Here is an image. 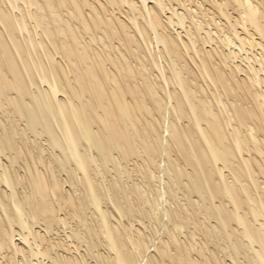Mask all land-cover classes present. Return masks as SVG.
Wrapping results in <instances>:
<instances>
[{
    "label": "bare ground",
    "instance_id": "1",
    "mask_svg": "<svg viewBox=\"0 0 264 264\" xmlns=\"http://www.w3.org/2000/svg\"><path fill=\"white\" fill-rule=\"evenodd\" d=\"M0 110L25 123L18 129L0 122V160L17 165L24 151L17 139L26 141L29 132L31 143L43 137L48 147L37 155L28 149L32 164L25 163L23 179L8 165L0 170V185L10 190L0 189V264H89L90 254L95 264H226L216 248L205 249L202 262L193 259L192 251L204 248L174 231L155 254L141 258L150 245L146 223H121L133 215L119 195L131 192L141 201L147 191L139 183L127 191L116 180L102 193L105 182L95 176L127 169L141 156L153 166L161 149L168 160L156 168L169 174L170 184L158 190L183 191L188 206L181 202L179 210L187 222L194 223L199 212L190 209L199 207L216 220L214 226L205 219L209 226L200 233L227 242L221 249L230 264H241L240 257L264 264V0H0ZM59 169L77 184L65 172L71 185L65 189ZM18 186L30 191L20 196ZM104 200L118 216L102 208ZM146 202L153 209L158 203ZM86 207L98 215L105 253H90L98 245L94 226L93 243L79 230L66 237L76 251L79 242L86 245L87 255L47 236L64 227L66 215L86 232ZM185 220H173L174 229Z\"/></svg>",
    "mask_w": 264,
    "mask_h": 264
},
{
    "label": "rangeland",
    "instance_id": "2",
    "mask_svg": "<svg viewBox=\"0 0 264 264\" xmlns=\"http://www.w3.org/2000/svg\"><path fill=\"white\" fill-rule=\"evenodd\" d=\"M20 1H18V3H19ZM21 4V3H20ZM243 54V52H241V55ZM251 54V52H249V55ZM244 55V54H243ZM235 61H240V59H235ZM6 112H4V111H2V110H0V122H3L7 127L10 125V124H13L14 126H16L17 128H18V126H19V128L20 129H22V128H24V124L25 123H23L22 121L20 122V120H17V118H14L13 116V114L12 113H10L8 110H5ZM5 113L4 114V116H2L3 115V113ZM9 113V114H8ZM6 115V116H5ZM8 115V116H7ZM9 115L10 116H12V117H9ZM5 117H6V119L8 118V120H10V121H7L6 122V119H5ZM3 118H4V120H3ZM12 119H14V120H12ZM16 119V120H15ZM19 121V122H18ZM11 122V123H10ZM8 123H10V124H8ZM19 123V124H18ZM164 126H163V128H164V130H165V126H167L166 124H163ZM22 127V128H21ZM18 128V129H19ZM2 129H1V126H0V131H1ZM28 135V136H27ZM27 135L25 136V137H27V139L24 137V140H26V141H22L21 139H19V137H18V139H17V144H18V146L19 147H22V149L24 150L23 151V153L20 155L21 157H19L20 159H18L17 160V162L15 163V164H17V165H14V164H10L9 162V160L6 158V156H1V167H0V170H1V168L3 167V166H5V165H8V167L10 168V170H11V172L16 176V173H18L17 175H18V177L19 178H21V179H23L22 178V176L25 178V176H26V166L24 167V165H26L25 163H31V160L29 159V157H28V155H27V151H28V149L30 148V149H33V150H35L36 149V151H34L33 153L35 154V155H37V153L40 151L39 149H47L48 147H47V143H46V141H45V138L43 139V137H36V140H37V143L38 144H36V145H34L33 143H31L30 142V139L31 140H34L35 139V136L32 134V133H27ZM30 136V137H29ZM29 140V141H28ZM26 142H27V144H26ZM45 143V144H44ZM28 144H30V145H28ZM22 145V146H21ZM34 145V146H33ZM41 145V146H40ZM30 146V147H29ZM43 146V147H42ZM44 146H46V147H44ZM31 147H33V148H31ZM27 149V150H26ZM163 149H161V151H162ZM160 151V153L162 154H160V156H158V157H156V159H158V160H156V163L152 166V164L151 165H149V164H147L146 162L144 163L143 162V160H145L144 159V157L143 156H141V157H138V159L136 160V159H133V161L131 160V162L129 161L128 163H126V162H124V163H126V167H127V169L126 168H119L120 170L118 171V172H114V171H112V172H110V175H109V173H107V174H104V176L103 175H99V176H95V180L97 179L98 180V182H102V184L104 185L103 187V190H101L102 191V193H104V192H109V190L111 189V191L113 190L112 189V183L113 182H115L116 180H119V182H120V180H121V183L122 184H124L123 186H124V188L126 189V188H128L129 186L131 187V186H133V185H135V184H140V186H141V188H142V190L143 191H147V193H145V194H143L144 195V198L146 199V200H152V201H154V200H156V202L158 201V205L156 204V202H154L156 205L154 206V207H156V208H152L153 206V204L152 205H149V204H145V203H147L146 202V200L143 198V199H141V201H139L140 200V198H138V197H136V194H134V195H132V193L131 192H128V194H127V192H126V196L125 195H123V194H118L119 195V198L121 199L120 201H123V202H121L122 204L121 205H123L122 207H123V209L124 210H126V209H131L132 210V214L131 215H133V216H129V217H126V218H124V219H122V224H128L129 223V221L130 222H132V223H134V225L136 224V226H137V228H138V226L140 225V223L138 222V220H142L143 221V223L145 224V226L147 227V228H145L144 226L142 227V225H140L139 227H142V228H144V229H142V231L144 232V239H146L145 241L146 242H148L150 245H148L149 246V249H148V251H150V253L148 252V251H146V252H144V254L142 255L141 254V258H143V259H145V257H146V259L148 258V257H150L151 255H153V254H155V252H157V248L159 247V245L161 246V243L163 242V241H165L166 242V240H168L169 239V235L172 233V232H170V231H174V234H176V235H178L179 237V239L182 241L183 240V242L185 241V243L187 244L188 242H190V240L192 239V237H194V239H192L191 240V242H192V244H194L195 243V247L196 248H199L198 250H200V248L202 247V249L203 250H200V252L202 251V253H201V255L199 254L200 252L199 251H192V253H191V255H192V257H193V259L195 258V259H197V260H199V262L201 261V260H203V258L201 259L200 257L201 256H203L202 254L203 253H210V251H212V250H214L215 248L218 250H214V252L216 251L217 252V255L218 256H220L221 258H224L225 259V262H226V264H230V261H231V259H229V257H226L225 256V253H223L224 251H222L223 250V248H226L227 246H228V244H225V243H227L225 240H222V239H219L218 240V238H216L217 239V241H216V239L214 240V242H211L209 239H206L207 237H204V236H206V235H204L205 234V232H203V233H200V231L202 232V231H205L203 228H205L206 229V227L207 226H209V224H207V223H210L211 225H216V223H215V219H212V218H210V221H209V218H204V214H203V210H202V208H201V210H202V212H200L201 210H200V207H199V209L197 208H191L190 210H191V214H193V212L194 211H196L197 213L199 212V215H197V214H195V215H197L198 216V218H197V216L194 218L195 220H194V223H193V220H192V222L190 221V222H187V220H185V216H186V212L184 211V210H179V209H181V206H184L183 204H185V208L188 206V205H186V201L184 200V194L182 195V193H183V191L180 193V191L178 192V190H177V194H175V196L174 195H172V193H171V191L169 190V188H167V189H164V190H166V191H168V193H166L165 191H162V192H160L161 190H162V188H164V186H166L165 184L167 183V185L168 184H170V182L169 181H167V177L168 178H170V176H169V174H165V172L163 173V171H161L162 169L161 168H163V165L165 164V162L168 160L167 159V157H166V155H167V153H162ZM165 150H163V152H164ZM166 152V151H165ZM163 154H164V156H163ZM25 155V156H24ZM23 156V157H22ZM164 157L166 158V161H165V159H164ZM21 158H22V160H21ZM48 158V156H46V158H45V160L47 161V160H49V158ZM140 158V159H139ZM163 158V159H162ZM141 159H142V162H141ZM20 160V161H19ZM27 160V161H26ZM136 160V161H135ZM9 161V162H8ZM22 161H24V163L22 162ZM26 161V162H25ZM135 161V162H134ZM162 161V162H161ZM164 161V162H163ZM144 163V164H143ZM20 164V165H19ZM32 164V163H31ZM138 164H141L140 166L138 165ZM145 164H146V167H145ZM159 164V165H158ZM160 164H162L161 166L162 167H159V169H161V170H159V169H157L158 167L156 166V165H158V166H160ZM9 165H11V166H9ZM137 166V167H136ZM139 166V167H138ZM145 168H143V167ZM168 166V163H166V165L164 166V168L165 167H167ZM21 167H23L22 169L24 170V172H23V170L22 169H19V168H21ZM42 166H40V168H41ZM124 167H125V165H124ZM150 167V168H149ZM152 167V168H151ZM157 167V168H156ZM221 167V166H220ZM16 168V169H15ZM25 168V169H24ZM149 168V169H148ZM155 168V169H154ZM15 169V170H14ZM125 169V170H124ZM133 169V170H132ZM137 169H138V171H137ZM22 170V171H21ZM61 170V171H60ZM123 170V171H122ZM129 170V171H128ZM157 170V171H156ZM165 170V169H164ZM59 171L60 172H58V174H59V176L62 178H64L67 182L65 183V189H69V188H71V185H70V181L71 182H75L76 183V180H77V177H75V175L74 176H71L70 174H69V172L67 173L64 169L62 170V169H59ZM126 171H128L129 172V175L127 176V174L128 173H126V175L124 174V172H126ZM151 171V172H150ZM154 171V172H153ZM160 171H161V173H160ZM66 172V174L69 176V178H68V180H70V181H68L67 180V175L66 174H64ZM114 172V173H113ZM133 172V173H132ZM117 173V174H116ZM120 173H123V176H122V174L120 175ZM139 173V174H138ZM152 173L154 174V176L152 175ZM162 173L164 174V175H162ZM226 173L228 174V172L226 171ZM61 174V175H60ZM115 174V175H114ZM141 174V175H140ZM149 174V175H148ZM151 174V175H150ZM226 174V175H227ZM21 177H20V176ZM63 175V176H62ZM117 175V176H116ZM119 175V176H118ZM168 175V176H167ZM67 176V177H66ZM120 176H122V177H120ZM132 176V177H131ZM142 176V177H141ZM149 176V177H148ZM151 176V177H150ZM160 176V177H159ZM165 176H167V177H165ZM71 177V178H70ZM74 177H75V179H74ZM102 177L103 178V180L101 181V179L100 178ZM137 177V178H136ZM153 177V178H152ZM163 179H162V178ZM115 178V179H114ZM119 178V179H118ZM123 178V179H122ZM133 178V179H132ZM139 178H140V180H139ZM156 180H155V179ZM72 179V180H71ZM107 179H109V180H107ZM126 179V180H125ZM162 179V180H161ZM64 180V181H65ZM163 180H166V181H163ZM168 180H170V179H168ZM104 181V182H103ZM112 181V183H110L109 184V182H111ZM260 181H261V183H262V181H263V179H260ZM132 182V183H131ZM154 182V183H153ZM159 182V183H158ZM163 182H164V185H163ZM166 182V183H165ZM146 183H147V185H146ZM69 184V185H68ZM77 184V183H76ZM80 184H78V185H76V186H78L79 188H77L78 190H79V192L80 193H78V191H77V193L78 194H80V197L81 198H83L85 195H86V193H85V191L83 190V188L81 189V185L79 186ZM111 185V186H110ZM129 185V186H128ZM152 185H153V187H152ZM156 185V186H155ZM263 185V187H264V184H262ZM106 186V187H105ZM109 188H108V187ZM127 186V187H126ZM159 186H163L162 188L161 187H159ZM169 186V185H168ZM0 189H5V190H7L8 192L10 191L7 187H5V186H1L0 185ZM3 187V188H2ZM111 187V188H110ZM167 187V186H166ZM165 187V188H166ZM147 188V189H146ZM150 188H151V190H150ZM159 188H161V190L159 191L158 189ZM21 189V190H20ZM24 189V188H23ZM25 189H27V191L25 190ZM24 190H22V188H21V186H20V188H19V186H18V188H17V192H18V194L20 195V196H22L21 194L23 193V192H29L30 190H29V188H25ZM106 191H105V190ZM156 189V190H155ZM127 191H128V189H126ZM150 192H149V191ZM19 191H21V192H19ZM83 193H82V192ZM104 191V192H103ZM169 191H170V193L171 194H169ZM154 192H155V194H154ZM165 192V194L167 195H165V197H162V196H164L163 195V193ZM152 193V194H151ZM82 194V195H81ZM130 194V195H129ZM149 194V195H148ZM159 194H161L162 196L160 197V195ZM174 194V193H173ZM84 195V196H83ZM122 195H123V197H122ZM151 195V196H150ZM170 195H171V198H170ZM154 196V197H153ZM158 196V197H157ZM174 196V197H173ZM179 197V198H178ZM125 198H127V200L128 201H126V199ZM158 198H159V200H158ZM163 198H165V199H163ZM182 198V199H181ZM193 198L196 200L197 198H195V196H193ZM123 199V200H122ZM131 199H133V201L131 200ZM139 199V200H138ZM193 199V200H194ZM137 200H138V202H137ZM145 200V201H144ZM164 201H165V204H164ZM130 204V205H128V203ZM131 202V203H130ZM142 202H143V204H142ZM183 204H182V203ZM139 203V204H138ZM166 203H167V205H166ZM169 203V204H168ZM131 204H133V205H131ZM137 204V205H136ZM182 204V205H181ZM128 205V206H127ZM136 205V206H135ZM143 205H146V206H143ZM112 205H110L109 204V201L107 202V200L105 201H103V203H102V208H105V209H108L109 211H110V213L113 211V213H116L114 210V208H112L111 207ZM124 206H125V208H124ZM132 206V207H131ZM134 206V207H133ZM138 206V207H137ZM140 206H141V208H140ZM158 206V207H157ZM127 207V208H126ZM169 207V208H168ZM178 209H177V208ZM191 206H189L188 208H190ZM195 207H197V206H195ZM164 208V209H163ZM166 208V209H165ZM183 208V207H182ZM90 209V210H89ZM145 209V210H144ZM161 211H160V210ZM170 209V210H169ZM87 210V207H86V209H84L83 210V212L85 213H82V215L84 216V215H87V216H84L83 217V219H84V223L85 222H87L85 225H83L84 227L85 226H88V225H90L89 227H91V228H89L88 229V227L86 228V232H85V229H83L82 228V223H80L79 224V220L78 219H76L75 218V220L72 218V220H71V218L70 217H68L67 215H66V223L68 224V225H66V223L64 224V227L62 226V224L61 225H59L58 227H56V229L53 231V233L51 232L50 234H48L47 236H48V238L49 239H51L52 241L51 242H53V241H58V240H62L63 241V243H65L66 245H68L69 246V248L71 249V251L72 250H74V244L72 243V239H69V238H66L67 237V235H69V233H71V231H73V230H79V232H81V233H84V234H87V236L90 238V234H91V238H92V236L95 234L96 236L95 237H93L92 239L95 241V239H96V241H98V240H101L102 238H103V236L101 235H99V234H101V233H99L100 231L98 230L99 229V227L97 226L96 227V225H98V224H96L97 222H98V215H97V213L92 209L91 210V208H89L88 207V210L89 211H86ZM136 210V211H135ZM142 210V211H141ZM145 212H144V211ZM158 210V211H157ZM181 211L180 212V216L178 215L177 217H172L171 216V213H172V211L173 212H175V211H177L178 213H179V211ZM200 210V211H199ZM69 211V209H67L66 210V212H68ZM86 211V212H85ZM91 211V212H90ZM152 212V211H155V213H156V211H157V213H156V215L157 216H159V217H157L156 215H153L155 218H153V216H151V214H154V212H152V213H150V212ZM170 212V213H167V212ZM184 211V212H183ZM66 212H60V216L61 217H63V216H65L64 214L66 213ZM142 214H141V213ZM147 212V213H146ZM159 212V213H158ZM167 214H166V213ZM195 212V213H196ZM137 213V214H136ZM146 213V214H145ZM150 213V214H149ZM148 214H149V217H148ZM170 214V216H167V215H169ZM188 214L189 213H187V216H188ZM202 214V215H201ZM90 215V216H89ZM116 215H117V213H116ZM138 215V216H137ZM147 215V216H146ZM89 216V217H88ZM118 216V215H117ZM161 216H163V217H161ZM190 216H193V215H190ZM203 216V217H202ZM164 217H166L165 219H164ZM170 217V218H169ZM179 217H181L180 219H182L183 218V220H185L184 222H186L185 224H183V227L184 228H182V229H180V230H176V229H174V225H172V224H174L177 220L179 221L180 219H178ZM189 217V216H188ZM194 217V216H193ZM70 218V219H69ZM87 218V219H86ZM89 218V219H88ZM95 218V219H94ZM112 218V217H111ZM138 218V219H137ZM150 218V219H149ZM167 218H168V220H167ZM176 218H177V220H176ZM199 218H201V219H199ZM90 219H91V221H90ZM161 219V220H160ZM163 219V220H162ZM171 219V220H170ZM205 219H208V221L206 220V222H205ZM85 220H87V221H85ZM111 220H113V219H111ZM147 220V221H146ZM151 220V221H150ZM153 220V221H152ZM175 222H174V221ZM197 220H199L200 222H201V224H199L200 222H198V224H197V222L195 223V221H197ZM201 220H203V221H201ZM78 221V222H77ZM95 221H96V223H95ZM137 221V222H136ZM150 221V222H149ZM156 221V222H155ZM159 221H160V223H159ZM152 222L154 223V224H152ZM172 222V223H171ZM174 222V223H173ZM184 222H182V223H184ZM204 222V223H203ZM89 223V224H88ZM91 223V224H90ZM113 223H114V220H113ZM139 223V224H138ZM148 223H150V224H148ZM162 223V224H161ZM71 224V225H70ZM96 224V225H95ZM166 224V225H165ZM186 224H188L187 226H188V228H187V226H186ZM193 224H194V227H192L193 226ZM204 224H207L206 226H204ZM76 225H79V226H76ZM92 225V226H91ZM153 225V226H152ZM172 225V226H171ZM210 225V226H211ZM214 225V226H215ZM38 226H40V227H38ZM72 227L71 229H70V227ZM94 226V227H93ZM195 226H197L196 228H195ZM76 227H78L77 229H76ZM81 227V229H82V231H81V229H79ZM92 227L94 228V230H95V228H96V230L94 231V234H93V232H91L90 230H92ZM157 227V228H156ZM58 228V229H57ZM154 228V229H153ZM167 228H168V230H167ZM173 228V229H172ZM187 230H186V229ZM193 228V229H192ZM199 228V229H198ZM170 229V230H169ZM202 229V230H201ZM34 230H37V231H41L42 233H44L43 232V230H44V228L41 226V225H35V227H34ZM161 230V231H160ZM176 230V231H175ZM190 230V231H189ZM193 230V231H192ZM199 232H198V231ZM59 233H58V232ZM98 231V232H97ZM149 231V232H148ZM155 231V234L154 233H152V232H154ZM159 231V232H158ZM192 231V232H191ZM218 231V230H217ZM55 232H57V233H55ZM91 232V233H90ZM156 232H158V233H156ZM161 232V233H160ZM167 232H170V233H167ZM180 232V233H179ZM187 232V233H186ZM194 232V233H193ZM198 232V233H197ZM90 233V234H89ZM166 233V234H165ZM217 233V232H216ZM63 234V235H62ZM65 234H66V236H65ZM89 234V235H88ZM151 234V235H150ZM162 234V235H161ZM181 234V235H180ZM218 234V233H217ZM167 235V236H166ZM185 235V236H184ZM193 235V236H192ZM198 235V236H197ZM204 235V236H203ZM146 236H147V238H146ZM184 236V237H183ZM168 237V238H167ZM200 237V238H199ZM19 236H16L15 237V239H18L17 240V243L18 242H23L22 240H19ZM58 238V239H57ZM88 238V239H89ZM89 239L90 240V242H92L93 243V240L92 239ZM101 238V239H100ZM156 240H155V239ZM158 238V239H157ZM185 238H188V239H185ZM197 238V239H196ZM149 239V240H148ZM202 239V240H201ZM205 239V240H204ZM70 240V241H69ZM102 240H104V239H102ZM148 240V241H147ZM159 240V241H158ZM195 240V241H194ZM208 240V241H207ZM65 241V242H64ZM96 241L94 242V245L96 244ZM151 241V242H150ZM188 241V242H187ZM201 241V242H200ZM217 243H216V242ZM220 241H221V244H220ZM223 241V242H222ZM194 242V243H193ZM203 243V244H202ZM216 243V244H215ZM76 244V243H75ZM79 244H80V242H79ZM77 245V246H79L78 248H80L78 251H76V250H74L75 251V253L74 254H77V255H79V253H81V254H85L86 253V245H84V244H80V245ZM97 244L99 245V247H98V245H96L94 248H93V250L90 252V253H94L95 255H96V253L98 252V253H105L106 251H104V250H106L105 249V247L103 246V245H100V243H99V241L97 242ZM199 244V245H198ZM217 244H219V245H217ZM84 245V246H83ZM202 245V246H201ZM207 246V248H205L206 246ZM226 245V246H225ZM81 246V247H80ZM152 246V247H151ZM205 246V247H204ZM221 247H223L222 249H221ZM73 248V249H72ZM85 249V251H84V249ZM97 248V249H96ZM154 249V250H153ZM206 249V250H205ZM99 250V251H98ZM171 250H173V249H171ZM206 252H205V251ZM210 250V251H209ZM175 251V250H174ZM174 251H171L172 253L171 254H173L174 256H175V254H174ZM204 251V252H203ZM78 252V253H77ZM143 252V251H142ZM198 252V253H197ZM59 253H62V250H59ZM97 253V254H98ZM138 253V252H137ZM147 253V254H146ZM175 253H176V251H175ZM197 253V254H196ZM64 254V253H63ZM220 254V255H219ZM73 255V254H72ZM86 255H87V253H86ZM138 255H139V253H138ZM137 255V256H138ZM145 255V256H144ZM149 255V256H148ZM88 256H89V258H88ZM144 256V257H143ZM148 256V257H147ZM195 256V257H194ZM198 256H199V258H198ZM93 255L92 254H90V255H87V260H88V263L89 264H95V258L93 257ZM43 260H44V262H50L49 261V259H47V258H42ZM46 259V260H45ZM229 259V260H228ZM94 260V261H93ZM196 260V261H197ZM37 261V259H35V260H33V262H36ZM168 262V261H167ZM202 262V261H201ZM240 263L241 264H248L247 263V260L246 259H244L243 257H240Z\"/></svg>",
    "mask_w": 264,
    "mask_h": 264
}]
</instances>
